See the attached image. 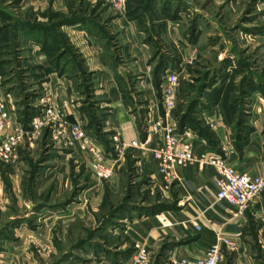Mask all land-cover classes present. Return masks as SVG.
I'll list each match as a JSON object with an SVG mask.
<instances>
[{"label":"rangeland","instance_id":"obj_1","mask_svg":"<svg viewBox=\"0 0 264 264\" xmlns=\"http://www.w3.org/2000/svg\"><path fill=\"white\" fill-rule=\"evenodd\" d=\"M154 5L175 7L172 18L163 20L179 23L195 46L194 56L184 60L163 40L147 49L156 95L166 70L178 74L170 113L175 127L184 121L211 147L208 152L228 164L229 146L240 150L246 144L249 98L257 91L264 100V0H126L122 11L104 0H0V98L20 131L0 132V144L13 134L18 138L14 153L0 157V264H120L135 243H144L136 239L132 220L161 213L162 204H149L162 192L151 190L153 182L138 174L126 150L113 176L97 180L79 144H65L51 123L35 130L31 120L64 96L67 121L75 105L86 135L115 157L114 135L103 131L104 115L96 106L101 101L84 55L98 54L114 71L121 49L116 19L142 17ZM71 26L94 35L91 42ZM58 83H64L60 96ZM214 113L234 129L222 145L210 120ZM168 245L150 250L147 264L166 263Z\"/></svg>","mask_w":264,"mask_h":264},{"label":"crops","instance_id":"obj_2","mask_svg":"<svg viewBox=\"0 0 264 264\" xmlns=\"http://www.w3.org/2000/svg\"><path fill=\"white\" fill-rule=\"evenodd\" d=\"M173 10L177 9L173 6L154 5L144 10L142 17L116 19L121 49L117 52L120 53L117 55L120 59L114 71L106 68L104 59L98 54L94 58L84 55L85 66L92 72L94 94L100 97L101 102L98 101L96 106L102 109L103 131L110 133L108 136L116 135L126 143H144L149 121L163 115L161 95H156L158 91L152 79L154 64H146L151 41L163 40L169 46L178 48L183 60L184 57L194 56L195 46L192 45V39L189 41L186 33H183L181 25L173 20H163L164 16L172 18L169 15L173 14ZM152 14L157 16H153L150 22L148 16ZM174 19H178V16ZM76 27L71 26L76 33H84V42H91L94 35L86 33L82 27L80 30ZM162 80L158 83L159 89L162 88ZM52 81L60 82V79L54 78ZM55 89L60 96L64 83H58ZM64 99L62 96L57 104L66 102ZM249 101V124L252 130L247 132L246 144L240 150H233L229 146L227 161L238 172L257 175L264 161V100L255 91ZM71 108L74 109L75 105ZM71 108H68V120L78 123L80 112ZM210 120L215 125L214 134L219 145L230 136L233 137L234 129L230 127L232 123H225L218 113L211 115ZM193 135L191 142L195 153L211 150L203 138L195 133ZM155 144L156 140L151 138L143 148L125 149V156L139 166L138 174L153 182L151 190L158 188L162 192V198H155L149 204H162L161 213L132 220L131 228L137 235L136 239L147 245L148 254L150 250L158 252L163 244H169L164 251L167 259L164 264H169V259L173 257H202L219 234L234 243L232 250L224 251L222 264H264V191L239 212L226 202L216 200L214 168L195 164L178 168L177 179L165 188L152 156ZM106 151V163L109 164V156L114 151L108 147ZM160 217L166 221L162 225L158 222Z\"/></svg>","mask_w":264,"mask_h":264},{"label":"built area","instance_id":"obj_3","mask_svg":"<svg viewBox=\"0 0 264 264\" xmlns=\"http://www.w3.org/2000/svg\"><path fill=\"white\" fill-rule=\"evenodd\" d=\"M104 1L116 11H122L126 2V0ZM177 87L178 74L173 70H166L162 80L160 99L164 112L162 116L149 121L147 130L146 142L151 138L156 140V144L152 148V156L156 161L157 170L164 181L165 188H168L177 179L178 168L194 164L200 167L210 165L215 170L216 200L226 202L239 212L243 211L253 198L264 191V161L261 164V172L257 175H251L245 171H236L215 153L208 151L195 153L191 142L194 133L189 128L179 132L170 117V113L176 105ZM66 106L67 102L60 105L49 104L32 118V128L36 130L44 123H51L53 132L63 138L65 144H79L88 154L90 172L97 180H107L113 176L115 161L119 159L126 148H143L146 144V142L137 141L126 143L114 135L116 155L111 157L112 163L107 164V154L102 147L86 135L79 123L67 121L63 113V108ZM11 129L14 132H20L13 127L0 98V132ZM17 140V135L13 134L0 144L1 158L8 159L14 153ZM233 247L234 243L231 239L217 234L215 243L207 249L202 257H173L169 259V264H222L224 251L226 249L232 250ZM148 260L149 254L145 244L135 243L130 257L121 264H147Z\"/></svg>","mask_w":264,"mask_h":264},{"label":"trees","instance_id":"obj_4","mask_svg":"<svg viewBox=\"0 0 264 264\" xmlns=\"http://www.w3.org/2000/svg\"><path fill=\"white\" fill-rule=\"evenodd\" d=\"M35 114H37L36 112L35 113H33V115H35ZM182 123V124H181ZM180 123V126H179V128H178V131H182L183 129H185V128H187L188 126H187V124L184 122V121H182ZM189 124V123H188ZM197 130V129H196ZM203 130V129H202ZM198 131V130H197Z\"/></svg>","mask_w":264,"mask_h":264}]
</instances>
